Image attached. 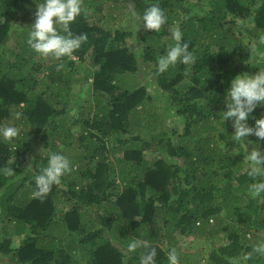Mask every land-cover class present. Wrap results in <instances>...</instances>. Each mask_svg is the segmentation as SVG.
<instances>
[{
  "label": "trees",
  "instance_id": "1",
  "mask_svg": "<svg viewBox=\"0 0 264 264\" xmlns=\"http://www.w3.org/2000/svg\"><path fill=\"white\" fill-rule=\"evenodd\" d=\"M37 1L0 0V45L13 34L23 38L22 54L16 53L9 65L0 61V126L20 130L12 141L0 137V233L5 237L0 238V264H139L143 249L127 251L132 239L156 248V264H169L167 252L172 248L179 252V264H229L231 258L251 251L264 239V195L253 199L248 194L254 180L247 175L242 148L258 145L264 152V141L255 135L234 141L233 125L223 111L232 79L264 68V0H206V8L200 6L197 12L184 0H136L137 30L129 31L108 22L116 21V12L126 7L120 3L130 0H111L114 7L108 13L83 3L87 12L70 29L86 33L88 39L70 57L91 67L96 108L79 114L66 129L60 116L68 109L56 110L58 82L37 95L43 82L33 74L40 65L27 68L39 57L27 43L32 24L25 15ZM153 4L167 17L160 32L146 30L139 19ZM21 24L28 27L18 28ZM172 25L179 26L195 62L177 63L161 74L157 62L174 44L163 40ZM132 37L140 41L137 53L128 45ZM251 48L256 49L252 54ZM141 72L149 86L131 91L117 85ZM159 98L167 101L164 111L182 123V133L174 132L175 148L163 114L153 110ZM16 112L22 114L20 119ZM142 115L155 132L146 137L131 131ZM262 117L264 105H258L249 115V126ZM78 125L81 130L74 134L72 128ZM121 134L128 137L120 139ZM32 136L49 152L77 141L74 150L79 153L69 159L73 170L68 190L53 185L42 200L33 198L35 177L48 156L40 153L29 168ZM110 145L113 150L127 149L113 158ZM147 152L154 154L152 161L146 160ZM4 167L14 174L5 176ZM63 195L70 202L66 211L59 208ZM6 227L11 230L4 233ZM17 229L22 233L13 231ZM15 237H21L19 246ZM185 238L203 240L210 251L186 252L179 245ZM247 264H264V256H254Z\"/></svg>",
  "mask_w": 264,
  "mask_h": 264
},
{
  "label": "clouds",
  "instance_id": "2",
  "mask_svg": "<svg viewBox=\"0 0 264 264\" xmlns=\"http://www.w3.org/2000/svg\"><path fill=\"white\" fill-rule=\"evenodd\" d=\"M86 12L83 0H43L37 3V10L34 13L35 21L30 27L27 40L28 45L43 57L51 56L61 60L65 56H72L87 41L88 36L86 33L74 34L70 25L78 16ZM139 19L146 30L155 32H160L167 24L166 14L159 4L149 6ZM169 32V37L174 44L168 47L166 54L158 59L157 71L161 74L177 63L190 66L195 62L193 53L189 51V44L183 42L181 30L178 27H169ZM260 43L264 44V35L260 37ZM255 51V48H251V54ZM260 56L264 59V53ZM62 67V64L58 65V70ZM226 97L227 110L223 111V118L230 120L233 125V140L239 142L255 135L259 140L264 141V117L256 119L254 127L248 124L250 113L258 105H264V68H260L255 75L243 73L235 76ZM14 115L16 119H20L22 114L16 112ZM19 131L15 126H0V137L12 141L18 137ZM246 159L248 161L247 175L254 180L248 187V194L253 199L262 197L264 195V152L257 145L250 150ZM9 162H12L11 159ZM72 170L71 162L64 154L49 152L47 165L35 177L36 190L32 193L33 198L41 200L45 198L53 185L59 186L62 177ZM2 172L5 176L14 174V170L9 167H4ZM138 249H143L140 252L139 264H156V248L148 241L132 239L127 245L128 252H136ZM257 255L264 256V239L252 245L251 251L231 258L229 264H247ZM167 258L169 264H179L175 248L167 252Z\"/></svg>",
  "mask_w": 264,
  "mask_h": 264
},
{
  "label": "rangeland",
  "instance_id": "3",
  "mask_svg": "<svg viewBox=\"0 0 264 264\" xmlns=\"http://www.w3.org/2000/svg\"><path fill=\"white\" fill-rule=\"evenodd\" d=\"M43 2V0H38L32 7H30L28 10L30 12H26V17L30 21V24H33L35 21V17H33V14L37 10V3ZM135 1L136 0H130L129 2H121L120 4L126 6L124 9L122 7L119 8V10L116 12L117 13V20L115 21L114 19H111L108 24L117 26L119 28H123L124 31L126 30H137V25L135 23V18L133 14V8L135 7ZM83 3H90L92 6L95 7L96 11H102V13H108L114 6L113 2L111 0H83ZM197 3H202L204 5H195ZM206 0H184L185 6H194L195 7V12L199 11V7L201 8H206L205 6ZM111 4V5H110ZM89 6V5H88ZM92 11V9H89ZM33 13V14H31ZM31 14V15H30ZM19 21V20H18ZM18 28H26L28 27L26 24H21L17 25ZM169 27H178L179 26H169ZM169 27L165 29V37L163 40L165 42H169L171 39L169 37L170 32H169ZM139 38L132 37L128 39V45L131 50H133L135 53L140 51V41L138 40ZM23 44V38L22 36L18 34H13L8 37V39L0 45V61L1 63L5 66V63L7 62L9 65V62L12 63L15 61V54L19 53L20 55L22 52L20 51V45ZM73 60V61H72ZM70 61H72V65H70ZM40 65L39 71L35 72L33 75L41 82L37 87L36 94L41 95L43 92L45 93L46 91H49V87L51 86H56L55 83L58 82V87L60 89H56L55 93L57 92L59 94L58 97V104L56 105V110L60 111L63 109H68L67 112H62V115L60 116V120H65V123L62 126V129H66L67 126H70L71 123H73V120L78 117L79 114L84 112L85 114L92 113L93 109L96 108V103L94 102V95H93V90L91 88L92 85V69L87 63H83L77 60V58H72L69 57L66 63L63 65L60 70H58V65L60 64L59 60H56L54 57H43L39 55V57H36L32 64L28 65L27 68L30 71V66L32 65ZM34 65V66H35ZM28 73V71H24V73ZM22 73V75L24 74ZM61 78H65V82L61 80ZM146 84L149 86V84L146 82L145 75L143 73H138V74H133L128 77H125L124 79L120 80L117 82V85L120 87L122 90H134L140 86H143ZM67 88H69L67 90ZM49 93V92H48ZM163 98V97H162ZM154 99V107L153 110L156 111L158 115L161 116L163 114V117L165 118V126H166V132L170 133L169 135L171 138L173 137V148L177 146V137L178 134H181L182 130V123L180 119H176V116L173 113L164 111V106H167L168 104L166 103L167 101L165 99ZM150 123L148 120V117L144 118L142 115L141 118L139 119V124L138 126L131 131L136 132L141 135H148L149 132L153 131L150 128ZM160 126V125H159ZM81 130V126L78 125L75 128H72V132L74 134H77ZM177 133V135L175 133ZM155 133V132H154ZM72 137V136H71ZM127 134H121L120 139H125L127 138ZM73 138H76L73 136ZM68 139V138H67ZM69 140V139H68ZM71 142H74L71 146L67 147L66 145L62 146H55L53 149L55 152H63V154L68 158H74L76 154L79 153L78 150H74L75 146L77 145V141L75 139L71 140ZM113 145H110V148L108 147V150L110 152V155L115 158L119 156H123V150H126L127 148H121V146H118L120 148L119 150H113L111 149ZM127 146H130L128 144ZM249 147L252 146H247L242 148L243 155L247 157L248 153L252 149H248ZM30 153L27 155L28 158V166L30 169H33L32 162L35 159L36 156H38L40 153H44L45 156H48L49 153V147L46 149H43L41 143L39 142L38 138H35L34 136L31 137V142H30ZM43 149V150H42ZM166 156H170L169 153L165 154ZM172 156V155H171ZM154 154L147 152L145 155L146 160L152 161L154 158ZM173 157V156H172ZM179 161H181L179 159ZM113 166H116V163L112 164ZM72 178V175L69 176V174H66L65 176L62 177L61 181V188L62 190L67 189V183H70V179ZM61 201L59 203V208L61 210L66 211V209L69 208L70 202L66 200V196L64 197L61 196ZM68 202V203H67ZM63 211V212H64ZM2 219V217H1ZM9 228V227H8ZM8 228H5L4 233L8 230ZM10 229V228H9ZM11 230V229H10ZM15 233L21 234L22 231L17 229L13 230ZM13 235V233H11ZM0 238L3 240L4 234L0 233ZM16 245L19 246L21 240V237H15ZM179 245L182 246L181 248L183 250H186V252H189L191 254H198L201 250H204L202 255L207 254L210 249H205V246L203 245V240H196L193 238H185L183 240L179 239ZM222 246V245H221ZM204 247V248H203ZM207 248H209V245H206ZM179 254V252H178ZM82 254H80V259H81ZM79 258V257H78ZM82 260V259H81ZM83 262V260H82ZM9 264V263H7ZM17 264V263H14Z\"/></svg>",
  "mask_w": 264,
  "mask_h": 264
}]
</instances>
